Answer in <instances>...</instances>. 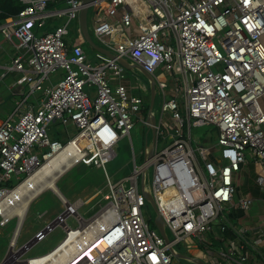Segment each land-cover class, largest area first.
<instances>
[{
    "label": "built area",
    "instance_id": "1",
    "mask_svg": "<svg viewBox=\"0 0 264 264\" xmlns=\"http://www.w3.org/2000/svg\"><path fill=\"white\" fill-rule=\"evenodd\" d=\"M22 1L26 6L0 28L16 42L10 66L20 72L16 84L41 96L36 105L20 102L17 116L0 119V226L16 219L0 264H19L32 246L21 252L27 241L17 244L23 221L18 227L13 211L18 200L10 193L47 166L58 180L79 162L104 170L105 202L84 217L78 209L85 200L70 201L60 189L46 188L57 194L63 211L45 223V232L33 235L34 244L56 226L64 235L46 253L26 256L24 264H184L172 248L190 236L203 253L215 251L217 258L207 264H264V226L251 232L224 214L236 173L248 160L260 164L257 182L264 195V0H142L154 19L139 24L135 34L129 30L135 6H125V0L95 1L91 28L98 44L155 78L161 116L169 115L173 127L165 134L158 123L152 154L116 182L105 166L115 155L116 141L130 135L142 95L122 82L128 69L115 58L95 50L100 61H94L81 44L67 42L68 25L79 17L82 0H64L57 10L50 9V0ZM61 15L63 24L39 32L48 18ZM58 69L65 74L51 81L49 75ZM157 69L175 81V94L167 96L168 82ZM70 124L76 128L72 135ZM208 124L216 127L217 152L215 146L198 145V156L191 128ZM53 125L60 128L50 135ZM160 136L169 139L161 149ZM150 166L149 190L172 232L168 242L146 218L140 177L145 179ZM251 202L238 200L244 208ZM228 229L234 237L225 236ZM253 250L258 257L251 259ZM44 254L51 259H39Z\"/></svg>",
    "mask_w": 264,
    "mask_h": 264
},
{
    "label": "rangeland",
    "instance_id": "2",
    "mask_svg": "<svg viewBox=\"0 0 264 264\" xmlns=\"http://www.w3.org/2000/svg\"><path fill=\"white\" fill-rule=\"evenodd\" d=\"M65 6L64 0L62 3L56 4L52 10L61 9ZM95 6L91 5L88 8L87 13V20L89 25V32L92 39L98 43L93 30L91 28L92 24V15L95 10ZM56 24H63L66 21V16L61 15L60 17H55L52 19ZM48 25V26H46ZM50 22L45 24L39 30L46 31L50 28ZM69 34L67 35L69 40H74L75 42L82 43L86 49H88V56H93L94 53L93 49H91L79 27V20L78 18H74L70 21L68 25ZM15 39V37H13ZM7 48H11V45L6 43L5 45ZM65 71L63 69H58L52 72L49 75L51 81H56L57 79L63 77ZM156 74L165 79L167 81L169 75L165 74L164 72L157 69ZM136 76L141 77V81L143 80L145 83H149L147 78L143 76L139 72H134L128 70L126 72V81L127 83L131 84L130 87L135 92H139L140 85ZM139 77V78H140ZM50 82L48 79L45 81V84H49ZM36 97L41 96V92L37 91L34 93ZM33 94L29 96V100L33 99ZM148 99L146 98L145 103L147 104ZM160 97L156 95L155 102L153 106V111L156 114L157 120L160 118ZM166 118V115L162 116ZM162 128L164 133L167 134L173 130V127L170 122H166L164 120ZM59 126H52V132L59 129ZM69 133L72 135L76 132V128L73 124L69 125ZM54 135V133H53ZM191 137H192V146L195 149L196 154H198V145L202 146H215V152H217V133L216 127L213 124L208 125H200L197 127L191 128ZM66 138V137H65ZM152 140V133L149 127L140 120H134V125L130 130V135L121 136L113 146L115 151L114 157L106 164L105 170L107 175L109 176L111 182L119 181L123 178H126L132 171L134 167V163L140 165L144 162V154L143 151L145 149V142L151 144ZM158 148L161 149L168 145L169 139L159 137L158 139ZM153 175V167L150 166L146 170V177H145V186L146 188L150 189V182ZM12 184L17 182L16 176L13 174L11 176ZM58 185L60 191L70 200L75 201L77 198L81 197L85 200V205L79 207V212L84 217H89L92 215L97 208L99 207V200L102 197L104 192L109 190L107 184V176L104 170L100 167L96 166H89L85 163L79 162L76 163L73 167H71L68 171H66L58 180L55 181ZM98 189L101 192H98ZM96 193L88 197L93 191ZM105 201L101 199L100 203H104ZM144 209L146 211V218L149 220V224L152 228H156L154 224V219L156 217V211L152 207V205L148 204L144 205ZM27 213L24 216V220L21 226V230L17 239V244L21 245L31 239L33 235L44 226V220L47 218H54L58 213L63 211V207L61 205V201L57 198V196L49 189L44 190L40 193L37 197H35L29 204V209H27ZM48 212L47 214H43V212ZM43 215H42V214ZM225 214V211H224ZM151 218L149 219V217ZM67 222L75 226L76 222L72 217L67 218ZM16 225V219H11L7 225L0 226V263L4 258L8 246H9V239L13 233V230ZM166 232L169 236H172V232L166 228ZM64 231L62 227L56 226L52 231L47 233L40 241L36 242L31 248L27 251V253L22 257L24 259L26 256L29 255H40L49 251L52 247H54L63 237ZM198 244V239L194 237H186L181 242L174 245V248L185 255L192 256V257H200L204 258L205 261H208L209 257H207L206 253H203L201 249H199L196 245ZM214 245H218V242H214ZM262 250V249H261ZM264 250V248H263ZM181 262L184 264H197L193 261L187 259H181ZM21 264V262L19 263ZM23 264V263H22Z\"/></svg>",
    "mask_w": 264,
    "mask_h": 264
},
{
    "label": "crops",
    "instance_id": "3",
    "mask_svg": "<svg viewBox=\"0 0 264 264\" xmlns=\"http://www.w3.org/2000/svg\"><path fill=\"white\" fill-rule=\"evenodd\" d=\"M60 3H62V0H50L49 1V7L53 8L56 4H60ZM125 6H135L137 8V11L133 15V18H132V25L130 26V29H129L133 34H135L139 31L138 30L139 24L151 22L154 19V16L150 11L149 6L146 5L142 0H125ZM54 18L55 17L53 16V17H50L46 20L45 24L50 22V25H51L49 30H52L56 25V23H54V21H52V19H54ZM78 20H79V17H78ZM46 26H48V25H46ZM39 32H42V31L39 30ZM66 40L69 44L79 43V42H75L74 40H69L68 36L66 37ZM6 43L11 45V48L10 47L7 48L5 46ZM15 43L11 42L3 34V32L1 31V28H0V119H4L8 116H14V115L17 116L19 113L17 108H18L20 102H21V105L24 107L27 105H36L37 100L40 97V96L36 97L34 95L35 92H30L27 86H21V85L16 84V82H15V78L20 74V72H18L17 70L10 68L11 58L14 54H16L18 52V49L15 46ZM79 44L82 45V47L84 48V50L86 51V53L88 55V49H86L82 43H79ZM90 48L93 49L92 47H90ZM93 51H94V53L92 54L93 56L92 57L89 56V58L94 60V61H100L95 56V49H93ZM139 77L136 76V79L138 80L139 85H140V89H141L138 93H140L142 95L143 100H144V104H143L141 112L137 114L135 120H140L148 126V124H149L148 106H149V100H150L149 83L147 84L143 80L141 81V77L140 78ZM125 78H126V76L124 77V79H122V82L126 86L130 87L131 84L127 83ZM114 81L117 82V80H113V82ZM167 82H168V87L166 90L167 96L175 94L176 93V91L174 90L175 81L171 77H168ZM177 83H179L180 86L183 85V82L181 80H179ZM131 90L133 91L132 88H131ZM133 92H135V91H133ZM32 94L34 95L33 99L29 100V96ZM156 95H159L160 102H161L162 97L160 96V94L156 93ZM146 98L148 99L147 104L145 103ZM159 110H160V108H159ZM154 114H155V112H154ZM155 116H156V114H155ZM164 120H166V122L171 121L169 115H166V118H163L161 116V112H160L159 120H157V118H156L157 124L158 123L161 124V127H162L163 122H165ZM216 133H217V131H216ZM145 144H146V142H145ZM260 168L261 167H260L259 163H253L250 160H248L246 163L241 165V169L236 173V176L234 178L235 192H234L233 198L230 202H228L225 205V209H224L225 215L228 217L229 220H231L235 225H237L239 227L248 228L249 230H251V232H252V230H254L260 226H264V195H263V193L260 189V186L257 182V175L260 174ZM99 191L101 192L100 189H98V192ZM42 192L43 191H41L40 193H42ZM52 192L57 196V194L54 191H52ZM95 193H96V191L94 190L88 197L93 196ZM240 197H247V198L251 199V201H252L251 205L248 208L240 207V205L238 203V200ZM57 198H58V196H57ZM77 199H83L84 200V198H81V197H79ZM100 200H101V198H100ZM61 205H62V202H61ZM27 209H29V205H28ZM47 213L48 212H46V211L43 212V214H47ZM49 219H52V218H47L44 220V226H45V223ZM213 242H218V241L213 240ZM218 247H220L219 242H218V245H215V248H218ZM260 251L262 252V260H264L263 248ZM206 255H207V257H209L208 261L211 258H214V259L217 258V256L215 255V251H212V254L206 253ZM250 257H251V259L258 257V253L253 250L250 253ZM202 259H204V258H202Z\"/></svg>",
    "mask_w": 264,
    "mask_h": 264
},
{
    "label": "water",
    "instance_id": "4",
    "mask_svg": "<svg viewBox=\"0 0 264 264\" xmlns=\"http://www.w3.org/2000/svg\"><path fill=\"white\" fill-rule=\"evenodd\" d=\"M95 1L96 0H82L83 5L80 8V12H79V27H80L82 36L84 37L85 41L93 49H95L97 51H101V52L106 53V54H109L111 57L115 58L120 64H122L128 70L141 73L143 76H145L147 78V80L149 82L150 100H149V106H148V119H149L148 120L149 121L148 127L152 133V140H151V144L146 141L145 149H144V153H143L144 158L149 157L152 154V150H153V146H154V142H155V137H156V125H157L156 116L153 112V106H154L155 97H156V93H157L155 78L149 72H147L145 69H143L141 66H139L137 64H133L126 57H124L122 55L114 54L113 52H111L107 48L99 45L98 43H96L92 39L90 32H89L87 13H88L89 6L94 5ZM145 182H146V180L144 179V176L141 175V177H140L141 191H142L147 203L152 205V207L156 211V217L154 219V224L156 226V229L161 234V236L164 238V240L166 242H168L169 237H168V234H167L166 229H165L164 221L158 212V208H157L154 197L152 196L150 190L148 188H146V186H145ZM41 230H42V232H45L44 228H42ZM35 240H36V237L33 236L25 244H23L20 247L21 252L25 251L26 248L33 245ZM172 250L181 259H187V260L193 261L197 264H207L206 261L200 257H192V256L185 255L182 252L175 251L174 248H172ZM24 262H25V259H22L21 264L22 263L24 264Z\"/></svg>",
    "mask_w": 264,
    "mask_h": 264
},
{
    "label": "bare ground",
    "instance_id": "5",
    "mask_svg": "<svg viewBox=\"0 0 264 264\" xmlns=\"http://www.w3.org/2000/svg\"><path fill=\"white\" fill-rule=\"evenodd\" d=\"M51 168V165L43 168L41 171L26 179L15 190L10 193V198L18 200L13 210L15 216L18 218V227L21 225L24 219L30 200L37 193L46 188H52L59 192L58 186L55 183L56 176L52 174ZM67 242H69V240H67ZM48 255L44 254L42 256H39V259H51V256ZM54 259L55 255L53 256L52 260Z\"/></svg>",
    "mask_w": 264,
    "mask_h": 264
},
{
    "label": "trees",
    "instance_id": "6",
    "mask_svg": "<svg viewBox=\"0 0 264 264\" xmlns=\"http://www.w3.org/2000/svg\"><path fill=\"white\" fill-rule=\"evenodd\" d=\"M26 6L22 0H0V23L5 19L15 17ZM226 237H234L235 233L231 230H226ZM202 247V246H201Z\"/></svg>",
    "mask_w": 264,
    "mask_h": 264
},
{
    "label": "snow or ice",
    "instance_id": "7",
    "mask_svg": "<svg viewBox=\"0 0 264 264\" xmlns=\"http://www.w3.org/2000/svg\"><path fill=\"white\" fill-rule=\"evenodd\" d=\"M229 155H231V153H229ZM153 259H155V257H153Z\"/></svg>",
    "mask_w": 264,
    "mask_h": 264
}]
</instances>
